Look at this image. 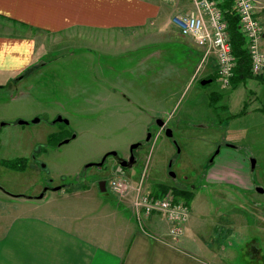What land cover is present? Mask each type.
I'll use <instances>...</instances> for the list:
<instances>
[{
  "label": "rangeland",
  "instance_id": "374dc122",
  "mask_svg": "<svg viewBox=\"0 0 264 264\" xmlns=\"http://www.w3.org/2000/svg\"><path fill=\"white\" fill-rule=\"evenodd\" d=\"M180 5V10L187 9ZM193 44L137 42L125 47L75 37L48 45L42 66L23 72L17 86L18 77L0 73V122L39 120L4 129L0 155H27L37 148L36 160L46 169L27 161L21 173L0 170L1 187L12 195L26 192L35 197L42 181L48 179L54 186L65 180L69 194L49 190L40 200H26L0 193V212L11 205L28 206L26 211L39 206L36 212L79 215L92 208L105 213V198L123 209L128 202L112 194L109 181L135 176L136 182L144 171L150 184L193 193L190 224L197 238L209 232L205 224L215 215L219 219L228 211L241 214L244 226L237 234L229 233L232 247L222 242L220 254L228 258L225 264H264V194L235 183L242 178L243 162L254 160L249 179L264 190V81L253 78L222 88L214 52ZM151 51L156 59L140 60ZM211 93L221 96L216 112L208 106ZM57 116L68 124L53 123ZM157 120L164 122L163 129L156 126ZM165 128L172 131L171 138ZM137 143L141 146L133 152L135 164L121 169L116 158L128 160ZM211 155L215 158L210 163ZM105 156L101 169L87 167ZM98 181L105 183L104 191ZM77 188L78 194L86 188L90 192L71 196Z\"/></svg>",
  "mask_w": 264,
  "mask_h": 264
},
{
  "label": "crops",
  "instance_id": "0c3cea01",
  "mask_svg": "<svg viewBox=\"0 0 264 264\" xmlns=\"http://www.w3.org/2000/svg\"><path fill=\"white\" fill-rule=\"evenodd\" d=\"M183 1L0 0V73L17 77L30 68H39L48 45L75 37L125 47L137 42L193 44L172 22L175 16L186 15L192 9V1ZM179 3L187 9L180 10ZM255 3L256 17L264 31V0ZM261 48L264 50V34ZM154 54L148 52L140 60L149 62L156 59ZM245 166L243 162L242 178L235 183L250 191ZM147 183L148 190L159 195L156 185ZM66 189L60 192L69 195ZM77 190L70 195L90 192L89 188L81 194ZM102 203L108 213H96L91 208L74 215L65 211L36 212L39 206L27 211L28 206H8L0 212V264H225L228 258L220 254V244L226 242L232 247L229 233L237 234L244 226L241 214L228 211L218 216L220 220L215 215L210 225L205 224L209 232L197 238L190 224L189 203L184 232L173 241L161 215L152 214L139 225L132 218L129 203L123 209L110 198Z\"/></svg>",
  "mask_w": 264,
  "mask_h": 264
},
{
  "label": "built area",
  "instance_id": "2783aa9c",
  "mask_svg": "<svg viewBox=\"0 0 264 264\" xmlns=\"http://www.w3.org/2000/svg\"><path fill=\"white\" fill-rule=\"evenodd\" d=\"M193 8L185 16H175L173 24L181 35L194 40L199 49L214 52L217 78L222 88H228L233 76L235 60L228 34V25L219 0H191ZM255 0H233V10L239 28L247 41L252 75L264 81V50L261 48L263 26L255 15ZM138 180L120 176L111 179L108 188L120 200L130 204L132 217L141 225L152 214L161 215L168 225L171 240H178L189 218V206L173 196L155 195L146 188L147 177L141 172Z\"/></svg>",
  "mask_w": 264,
  "mask_h": 264
},
{
  "label": "trees",
  "instance_id": "16d2710c",
  "mask_svg": "<svg viewBox=\"0 0 264 264\" xmlns=\"http://www.w3.org/2000/svg\"><path fill=\"white\" fill-rule=\"evenodd\" d=\"M219 7L223 11L224 19L226 20L228 25L229 40L231 43L232 54L235 60V67L230 83H245L253 78H259L262 81L260 77L252 75L249 55L247 52V41L239 28L238 18L233 10V0H219ZM220 99V95L214 93H211L209 95L208 106L212 112H216V110L219 108L217 104ZM155 187L156 190L159 191V195L169 194L176 199H182L187 204H189L193 198V193L189 190L178 189L177 187H172L164 184H158Z\"/></svg>",
  "mask_w": 264,
  "mask_h": 264
},
{
  "label": "flooded vegetation",
  "instance_id": "af4514ba",
  "mask_svg": "<svg viewBox=\"0 0 264 264\" xmlns=\"http://www.w3.org/2000/svg\"><path fill=\"white\" fill-rule=\"evenodd\" d=\"M17 77H18V79H17V82H16L15 86H17L22 81V79L25 77V75L24 74H20ZM56 118H55V120H56ZM19 122H20L19 120H17L16 122H14V121L0 122V136H1L2 131L4 129H6V128H14L15 126L22 127V126L29 125V123H32V122H25L24 124H19ZM53 123H59V122H53ZM0 145H1V138H0ZM33 149L27 155L26 154L25 155H20L19 153H12V154L0 155V170L6 172L7 174L9 173V175H10V173H12V174L21 173L24 170H26V168H27V161H30L31 163L34 162L35 165H36V167L37 166L40 167V170H41V167H42V170L45 171L46 170L45 167H43L41 165V163H39L36 160L37 159L36 152L39 149H37V148H35V150H33ZM133 152H134V150H133ZM129 157H130V155L128 156V158ZM211 158H212V161H213V159L215 158V155H211L209 159H211ZM106 159H107V157L105 158L103 164L105 163ZM119 160H120V158L117 157L116 158L117 165L119 163ZM248 162H249V164H248ZM245 163L247 165V168H248L249 173H250V170H251V172H253L254 167H253V169H251V160L250 161H247L246 160ZM103 164L101 166H97V165H94V166L96 168L101 169L103 167ZM254 166H255V164H254ZM249 181H250V185H251V191H254L255 193L261 194V195L264 194V190H263V193H259L257 191V187H256L257 185L256 186L253 185L252 180L249 179ZM100 182L101 181H98L97 182L98 183V187H99ZM104 185H105V183H104ZM1 186L2 185H0V193L2 195H5L6 197L11 198V199L24 198L26 200H34L33 198H36V197H38L41 194L43 195L42 198H44L45 195H46V193H47V191H49V190L54 191L53 190L54 188L60 187V189L58 190L60 192V191L65 190V188L67 187V185L65 183V180H62L57 185H54L53 186V185H51L50 181L47 179V180L42 181V183H41V185L39 187V194L37 196H35V197H33L34 195H32V197H29L30 194H27L26 192L24 194L23 193H18L17 195L9 194ZM29 189H31V191L33 190L32 187H30ZM12 196H17V197H12Z\"/></svg>",
  "mask_w": 264,
  "mask_h": 264
},
{
  "label": "water",
  "instance_id": "95a60500",
  "mask_svg": "<svg viewBox=\"0 0 264 264\" xmlns=\"http://www.w3.org/2000/svg\"><path fill=\"white\" fill-rule=\"evenodd\" d=\"M209 82H211V80H209ZM203 84H204V82H202V85H203ZM45 118H46V117H45ZM38 121H39V120H34V121H32V123H36V122H38ZM54 122H59V123H63V124H66V125L68 124V121H67L66 119L61 118L60 116H58ZM24 123H25V122H22V121L19 122V124H24ZM156 126L159 127V128H161V129H163L164 126H165V124H164L163 121H161V120H157V121H156ZM164 134H165V136H166L167 138H171V137H172V131H171L170 129H168V128H165V130H164ZM74 138H75V136L73 135V136H71L70 138H67V139L61 141V142L58 144V146H61V145L66 144V143H69V142H70L72 139H74ZM149 139H150V134L147 135L145 141L148 142ZM140 145H141L140 143H137V144H134V145L131 146V149H130V157H129L128 160H122V159L119 160L118 166H119L121 169H130V168L135 164V158H134V155H133V150L137 149ZM218 151H219V150H217V151L215 152V155L218 154ZM108 155L116 156L115 153H110V154H108ZM105 158H106V156H105V157L103 158V160H102L101 162H99L98 164H90V165H88L87 167H92V166H94V165L101 166V165L103 164ZM211 162H212V159L210 160V163H211ZM254 164H255L254 160H251V169H253ZM169 176L173 178V177H174V174L170 172V173H169ZM59 189H60V187H56V188H54L53 190H54V191H58ZM99 189L102 190V191L105 190L104 182H100V184H99ZM257 191H258L259 193H263V189H257ZM12 197H17V196H12ZM42 197H43V195L41 194V195H39L38 197L33 198V199H34V200H40V199H42Z\"/></svg>",
  "mask_w": 264,
  "mask_h": 264
}]
</instances>
